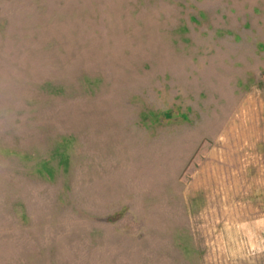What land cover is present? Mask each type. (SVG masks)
<instances>
[{"label": "rangeland", "instance_id": "374dc122", "mask_svg": "<svg viewBox=\"0 0 264 264\" xmlns=\"http://www.w3.org/2000/svg\"><path fill=\"white\" fill-rule=\"evenodd\" d=\"M0 264H264V0H0Z\"/></svg>", "mask_w": 264, "mask_h": 264}]
</instances>
